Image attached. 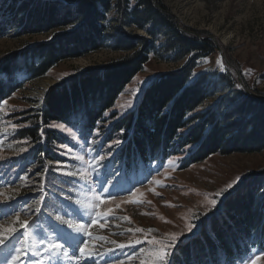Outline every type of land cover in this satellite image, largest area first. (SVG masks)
<instances>
[{
  "label": "rangeland",
  "instance_id": "obj_1",
  "mask_svg": "<svg viewBox=\"0 0 264 264\" xmlns=\"http://www.w3.org/2000/svg\"><path fill=\"white\" fill-rule=\"evenodd\" d=\"M156 1L172 16L180 33L212 42L213 53L197 62L194 76L224 73L231 77L237 90L264 97V0H154L159 8ZM127 31L149 38L141 30ZM52 38L51 33L16 37L14 30H6L0 33V57ZM124 55L104 50L59 62L43 78L25 82L0 105V229L13 226L17 214L29 221L26 243H21L25 231L18 224L15 233L0 231V264H9L17 248H23L25 253L18 264H33L51 255L45 253L46 243H39L41 239L64 246L50 260L45 259V264H169L182 238L192 235L203 218L216 212L226 195L246 176L264 171L263 149L254 153L213 154L186 168L171 158L147 171L128 172L123 170L124 158L112 151L113 144L98 140L95 133L85 137L71 126L64 125L62 129L59 122H51L48 128L63 136V145H56L53 150L60 159L52 158L44 150L47 144L43 139L39 151L23 140L19 144L26 145L19 151L10 150V132L29 125V119L51 89L73 74L116 62ZM182 64L152 55L125 87L113 112L120 117L131 110L150 81ZM219 99L217 96L211 103ZM229 184L232 186L227 188ZM218 192L221 194L217 195ZM93 197L99 198L94 210H85L76 203L79 200L90 204ZM38 206L39 213L35 211ZM57 216L96 223L88 228L91 236H87L61 224ZM171 234H176L175 241ZM82 241L87 242L84 254L79 251L84 246ZM161 244L173 245L166 249L164 261L158 257ZM34 252L39 255L34 256ZM253 259L256 264H264V251L254 250L237 264H251Z\"/></svg>",
  "mask_w": 264,
  "mask_h": 264
},
{
  "label": "trees",
  "instance_id": "obj_2",
  "mask_svg": "<svg viewBox=\"0 0 264 264\" xmlns=\"http://www.w3.org/2000/svg\"><path fill=\"white\" fill-rule=\"evenodd\" d=\"M156 5L160 9L154 0H0V33L53 35L0 57V105L59 62L104 50L125 54L51 89L29 125L10 132V150L19 151L23 140L39 151L43 139L44 150L60 159L53 150L63 145V136L48 128L59 122L113 144L128 172L147 171L171 158L186 168L213 154L262 151L264 97L237 90L224 73L194 76L197 62L213 53L212 42L180 33L172 16ZM152 55L183 64L150 81L119 117L112 109ZM202 220L178 242L169 264H237L254 250L264 251V171L246 176Z\"/></svg>",
  "mask_w": 264,
  "mask_h": 264
},
{
  "label": "snow or ice",
  "instance_id": "obj_3",
  "mask_svg": "<svg viewBox=\"0 0 264 264\" xmlns=\"http://www.w3.org/2000/svg\"><path fill=\"white\" fill-rule=\"evenodd\" d=\"M218 63H220V66H221V70H224V65H223V62L222 60L218 61ZM59 127H61L62 129L64 128V125H59ZM117 143H119L117 141ZM101 159H103V157H101ZM169 163H173L172 161H169ZM86 179V177H85ZM157 184L160 183V181H156ZM232 185L229 184L227 186V188H230ZM227 188H225L224 190L222 191H226ZM221 193H217V195H220ZM3 193H0V196H2ZM99 199L98 197H93V201L92 203L90 204H87L85 205L84 202L82 201H76V203L78 205H80L82 208H84L85 210L87 209H95L96 207H98V205L95 203V201ZM39 203V202H38ZM211 203L214 205L215 204V200L211 201ZM35 211L37 213H39L41 211L40 207H36L35 208ZM97 215H100V213H97ZM127 219V217L125 218ZM56 220L59 221L61 224H67L69 228H71L74 232H76L77 234H85L87 236H91V232L88 231V228L91 226V224H95L96 221L95 220H92L89 224H86V223H80V222H74L73 220L69 219V220H64L61 216H57L56 217ZM15 224H18L19 225V228L20 229H23L25 231V239L24 241H22L21 243H26L27 239H28V235H27V228L29 226V221L28 220H22L20 218V215L17 214L16 217H15V221H14V224L13 226H10V227H7V228H3V229H0V231H3L7 234H11V233H15L17 232V228L15 226ZM137 231H143V229H137ZM171 237H172V240L175 241L177 239V236L176 234H171ZM3 243V239H0V244ZM39 243L41 244H45L46 243V247L44 249L45 253H50L51 255H55L58 251H60L61 249H63V245L60 244V243H55L53 242L52 240H48L47 242H45V240L41 239L39 241ZM83 243V247H81L79 249L80 253L81 254H84L85 252V249L87 248V242L85 241H82ZM156 243H160L159 241H156ZM173 245L172 244H168V245H164V244H161V250L160 252L158 253V257L160 260L164 261L165 258L167 257L168 255V252L166 251L167 248H170L172 247ZM22 254H25L24 253V249L23 248H17L16 249V255H14L11 259V261L9 262V264H18V261L21 260V256ZM34 256H37L39 255V253H36L34 252L33 253ZM51 255L45 257V258H41L39 260H35L33 262V264H45V259H48L50 260L51 259ZM65 255H67V253H65ZM259 257H257L256 259H258ZM256 259H253L251 261V264H256Z\"/></svg>",
  "mask_w": 264,
  "mask_h": 264
}]
</instances>
